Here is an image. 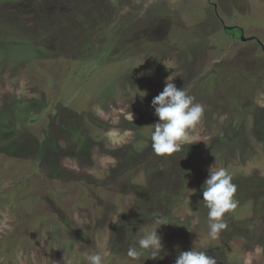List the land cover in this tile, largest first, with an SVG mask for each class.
Returning a JSON list of instances; mask_svg holds the SVG:
<instances>
[{
	"label": "rangeland",
	"instance_id": "rangeland-1",
	"mask_svg": "<svg viewBox=\"0 0 264 264\" xmlns=\"http://www.w3.org/2000/svg\"><path fill=\"white\" fill-rule=\"evenodd\" d=\"M2 34L0 264H175L195 244L217 264H264V0H0ZM169 76L204 114L194 143L160 157L148 127ZM215 164L239 204L213 239ZM154 214L170 223L162 258L131 260Z\"/></svg>",
	"mask_w": 264,
	"mask_h": 264
},
{
	"label": "clouds",
	"instance_id": "clouds-1",
	"mask_svg": "<svg viewBox=\"0 0 264 264\" xmlns=\"http://www.w3.org/2000/svg\"><path fill=\"white\" fill-rule=\"evenodd\" d=\"M174 79L169 76L163 91L152 100V107L159 119L148 128L151 129L152 151L160 157H171L182 151L183 146L194 143L190 130L201 121L204 114V106L196 102L195 97L188 94L185 87L178 89L173 83ZM140 93L146 95L144 92ZM107 135L112 140L120 137L119 131L114 129H110ZM236 195L237 186L233 183V176L228 169L217 167L216 164L211 166L203 185V202L208 209V234L211 238H217L228 227L224 217L226 213L237 209L239 201ZM168 224L167 215L154 214L150 226H142L136 233L137 240L128 247L127 257L138 260L147 253L150 259L162 258L164 246L158 230ZM85 259L88 264H104V257L99 252L86 253ZM175 264H217V259L199 250L195 244L191 250L179 252Z\"/></svg>",
	"mask_w": 264,
	"mask_h": 264
},
{
	"label": "trees",
	"instance_id": "trees-1",
	"mask_svg": "<svg viewBox=\"0 0 264 264\" xmlns=\"http://www.w3.org/2000/svg\"><path fill=\"white\" fill-rule=\"evenodd\" d=\"M238 27H233L232 29H228V30H226L228 33H232V31H234L235 29H237ZM53 31V30H52ZM50 33H51V31H50ZM49 34H48V32L47 33H44V32H34V33H32L28 38H27V40H24V38H23V40H21V39H19V41H26L27 43H34L33 45H35V43H42V42H44L43 40L48 36ZM2 36H3V34L2 35H0V39L2 38ZM50 36V35H49ZM4 125V127H5V121H4V123H2V124H0V132H1V130H3V126ZM72 133H74V132H72ZM50 169V171L52 170L53 172H55V171H57V167H50L49 168Z\"/></svg>",
	"mask_w": 264,
	"mask_h": 264
},
{
	"label": "crops",
	"instance_id": "crops-1",
	"mask_svg": "<svg viewBox=\"0 0 264 264\" xmlns=\"http://www.w3.org/2000/svg\"><path fill=\"white\" fill-rule=\"evenodd\" d=\"M233 28V27H232ZM227 29V28H226ZM244 33V32H243ZM251 37H254V39H249V40H242L243 42H251V41H255L257 44L260 42V41H257L256 39H257V37L256 36H251ZM249 38V37H248ZM261 44H262V42H260ZM259 43V44H260ZM262 49L264 50V44H262Z\"/></svg>",
	"mask_w": 264,
	"mask_h": 264
},
{
	"label": "water",
	"instance_id": "water-1",
	"mask_svg": "<svg viewBox=\"0 0 264 264\" xmlns=\"http://www.w3.org/2000/svg\"><path fill=\"white\" fill-rule=\"evenodd\" d=\"M226 28H227V29H231V27H226ZM249 39H254V37H251V38H249ZM249 39H248V40H249ZM242 40L245 41V40H247V39H245L244 37H242Z\"/></svg>",
	"mask_w": 264,
	"mask_h": 264
}]
</instances>
